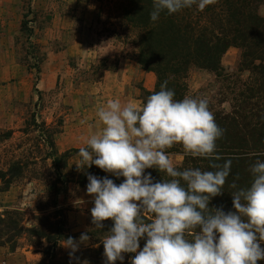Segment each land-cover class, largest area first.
I'll use <instances>...</instances> for the list:
<instances>
[{
	"label": "rangeland",
	"instance_id": "1",
	"mask_svg": "<svg viewBox=\"0 0 264 264\" xmlns=\"http://www.w3.org/2000/svg\"><path fill=\"white\" fill-rule=\"evenodd\" d=\"M123 1L0 0V260L5 264H108L102 240L114 221H103L102 228L92 223L95 197L87 193L88 175L115 179L116 185L125 178L77 163L79 148L87 147L84 131H90L104 94L112 92V74L131 68L129 90L143 105L140 73L132 68L146 71L136 64V48L117 18ZM238 56L231 51L222 57L228 82L250 77L238 74L240 50ZM228 82L190 68L187 95L217 105L221 94L229 112ZM169 156L176 167L182 162L181 155ZM81 234L89 240L70 258L63 242L68 237L79 242ZM142 244L139 240L137 251ZM122 255L115 264H131L136 253Z\"/></svg>",
	"mask_w": 264,
	"mask_h": 264
},
{
	"label": "clouds",
	"instance_id": "2",
	"mask_svg": "<svg viewBox=\"0 0 264 264\" xmlns=\"http://www.w3.org/2000/svg\"><path fill=\"white\" fill-rule=\"evenodd\" d=\"M214 3L153 0L150 20L157 21L164 11L172 15L193 5L203 11ZM167 84L165 80L142 106L107 101L97 111L102 127L87 138V147L79 148L78 167L95 164L125 178L116 185L88 175L87 193L95 197L92 223L102 228L103 221H114L102 240L104 256L108 264L123 261L122 253H136L131 264H257L264 260V162L258 159L251 166L249 187L230 185L236 189L231 193L235 211L210 209V199L222 194L231 171V159L217 162L216 141L224 130L207 99L176 100ZM176 144L192 157L207 158L214 171L178 170L165 151ZM152 167L170 179L154 183L151 174L144 175ZM145 234L146 243L137 251ZM88 240L87 234L79 242L68 237L63 244L71 249L70 258Z\"/></svg>",
	"mask_w": 264,
	"mask_h": 264
},
{
	"label": "trees",
	"instance_id": "3",
	"mask_svg": "<svg viewBox=\"0 0 264 264\" xmlns=\"http://www.w3.org/2000/svg\"><path fill=\"white\" fill-rule=\"evenodd\" d=\"M153 0H124L117 8V18L127 31V39L136 48V64L156 76L153 91H144L142 104L147 97L160 90L167 80V88L174 90L176 100L188 96L186 79L190 68L212 73L216 79H231L221 66L222 57L229 48L240 50L238 74L249 72L247 81H230L225 88L230 100V111L222 108L224 97L218 94L217 105L209 103L218 126L224 130L216 141L218 163L231 159V171L222 194L212 197L210 209L222 208L225 213L235 211L232 189L250 186L251 166L256 160L264 162V0H215L203 11L196 5L172 15L161 12L157 21L150 20ZM168 155H181L178 170L199 168L214 171L209 160L186 154L179 144L165 150ZM153 182L170 177L156 167L147 168ZM238 177V179H237ZM115 184L117 181L111 179ZM146 221L149 217L145 216ZM191 238V236H189ZM141 242L144 246L146 234ZM264 248V242H261ZM257 264H264L260 260Z\"/></svg>",
	"mask_w": 264,
	"mask_h": 264
},
{
	"label": "crops",
	"instance_id": "4",
	"mask_svg": "<svg viewBox=\"0 0 264 264\" xmlns=\"http://www.w3.org/2000/svg\"><path fill=\"white\" fill-rule=\"evenodd\" d=\"M231 51H232V53H234V55H237V57H239L238 56L239 50L237 48H229L225 55H227ZM225 55L223 56L224 59H225ZM236 63L237 62H234V64H231L228 67L232 68L236 65ZM135 71L140 73V79L142 80V84H141L142 89L145 91L152 90L154 88V80H155L154 75L150 72L149 73L142 72L140 70L138 71L137 69L132 68V73ZM126 73H128V75H126ZM130 76H131V68H129L128 70L122 69L121 72H117V73L112 74V92L111 91L108 92L107 90H105L107 92L103 96V103H102L101 107L106 106L107 101L117 100V99L122 104H126L128 102H133V103H136L138 106H140V101L138 100V95L137 94L135 95V93H133L129 90L130 80H127V79L130 78ZM111 94H112V98H111ZM99 108L100 107H98V109ZM96 114H97V112H96ZM101 127H102V124L100 123L99 118L96 115L95 120L90 125V128H89L90 131L85 130L84 136H86V138H89L91 134L98 131ZM106 174L114 175L110 172H106Z\"/></svg>",
	"mask_w": 264,
	"mask_h": 264
},
{
	"label": "built area",
	"instance_id": "5",
	"mask_svg": "<svg viewBox=\"0 0 264 264\" xmlns=\"http://www.w3.org/2000/svg\"><path fill=\"white\" fill-rule=\"evenodd\" d=\"M0 264H5L2 260H0Z\"/></svg>",
	"mask_w": 264,
	"mask_h": 264
}]
</instances>
